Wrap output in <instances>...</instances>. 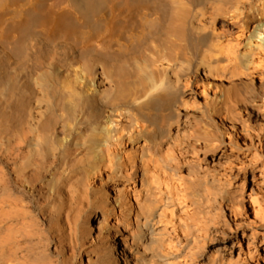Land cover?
<instances>
[{
  "label": "bare ground",
  "instance_id": "6f19581e",
  "mask_svg": "<svg viewBox=\"0 0 264 264\" xmlns=\"http://www.w3.org/2000/svg\"><path fill=\"white\" fill-rule=\"evenodd\" d=\"M0 264H264V0H0Z\"/></svg>",
  "mask_w": 264,
  "mask_h": 264
},
{
  "label": "rangeland",
  "instance_id": "374dc122",
  "mask_svg": "<svg viewBox=\"0 0 264 264\" xmlns=\"http://www.w3.org/2000/svg\"><path fill=\"white\" fill-rule=\"evenodd\" d=\"M221 246H222V245H219V244H218V246H217V244H216L215 247H214V250H216V251L219 250V248H220Z\"/></svg>",
  "mask_w": 264,
  "mask_h": 264
}]
</instances>
